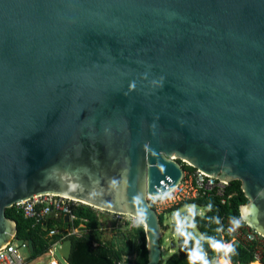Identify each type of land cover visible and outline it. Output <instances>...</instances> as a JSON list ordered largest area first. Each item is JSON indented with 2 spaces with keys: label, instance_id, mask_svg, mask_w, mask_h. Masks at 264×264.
<instances>
[{
  "label": "water",
  "instance_id": "95a60500",
  "mask_svg": "<svg viewBox=\"0 0 264 264\" xmlns=\"http://www.w3.org/2000/svg\"><path fill=\"white\" fill-rule=\"evenodd\" d=\"M179 160L240 180L264 237V0H0V248L5 209L54 194L136 218L146 262L112 264H158L147 197L180 183Z\"/></svg>",
  "mask_w": 264,
  "mask_h": 264
},
{
  "label": "trees",
  "instance_id": "16d2710c",
  "mask_svg": "<svg viewBox=\"0 0 264 264\" xmlns=\"http://www.w3.org/2000/svg\"><path fill=\"white\" fill-rule=\"evenodd\" d=\"M181 162L183 171H193L195 168ZM246 203V197L241 189L240 180L234 179L224 184L221 189L213 187L204 194L186 199L171 208L177 210L186 204H194L204 209L202 214L192 213V221L203 239L207 240L211 252L206 256L195 244V241L186 232L181 231L176 244L171 247L175 251L158 264H205L211 260L220 259V264H264V252L258 259L253 260L251 250L233 239L225 230L224 219L227 217L240 218L239 206ZM78 219L74 225L82 224V232L70 234V250L67 264H112L127 256L137 263L146 262L145 239L141 223L134 225L123 232H117L110 238L102 236L99 214L94 209L85 206L76 210ZM7 217L16 221V235L18 241L32 240L33 252L28 254V260L44 254L52 243V236L41 227L31 228L30 221L17 212L13 207L5 209ZM162 228V216L157 215ZM185 213L182 212V217ZM81 218H86L82 221ZM52 226V221H47ZM160 245V240H159ZM221 257L227 258V260Z\"/></svg>",
  "mask_w": 264,
  "mask_h": 264
},
{
  "label": "built area",
  "instance_id": "2783aa9c",
  "mask_svg": "<svg viewBox=\"0 0 264 264\" xmlns=\"http://www.w3.org/2000/svg\"><path fill=\"white\" fill-rule=\"evenodd\" d=\"M219 182L221 181L195 168L193 171H183L182 180L176 187L164 195L149 196L147 200L156 214L163 217L164 214L169 213V210L170 212L178 211L171 210V208L186 199L204 194L215 186L221 189L225 183L222 182L223 185L220 186ZM85 206L94 209L97 213L98 211H105L83 201L54 194L37 195L15 202L11 207L22 213L24 218L30 221L31 228L41 227L43 230H47V235L52 236L53 239L44 254L28 260L30 252L27 241H18L13 238L10 243L0 248V264H58L53 256L54 252L57 251L62 239L82 231L74 225V221L78 219L76 210ZM106 212L112 215L114 227L118 230L125 228V226L129 227L140 223L131 215ZM49 220L52 221L51 227L47 226ZM81 220L86 221V218H81ZM224 225L225 230L232 235L233 239L250 248L253 260H258L262 256L264 237L250 229L241 218L227 217L224 219ZM56 235H59L58 240L55 239ZM22 250H25V253Z\"/></svg>",
  "mask_w": 264,
  "mask_h": 264
},
{
  "label": "rangeland",
  "instance_id": "374dc122",
  "mask_svg": "<svg viewBox=\"0 0 264 264\" xmlns=\"http://www.w3.org/2000/svg\"><path fill=\"white\" fill-rule=\"evenodd\" d=\"M220 186L223 185L222 182H219ZM196 209L199 214H202L204 209L202 207L195 206L194 204H186L182 206L181 208L177 209L178 211L170 212L164 214L162 217V225L168 226L164 229L163 234L160 238V254L161 259H165L170 254H172L175 250L171 247L172 244H176V240H178V235L181 231L186 232L192 239L195 241V244L199 247V241L203 239L202 235L198 232L197 228L195 227L191 215L192 210ZM178 212V213H176ZM182 212L185 213V216L182 217ZM98 216L100 219V229L102 232V236L106 239L112 237L116 232L117 228L114 227V221L112 220V215L106 211H98ZM187 220L188 225L192 227L191 230H188L187 228L183 227V221ZM135 223V220H134ZM171 223H175V226H177V230L172 233L171 231ZM132 226H125V228L120 229V231H127ZM174 250V251H173ZM171 251V252H170ZM23 253H25V250H22ZM202 252V251H201ZM203 253V252H202ZM204 254V253H203ZM54 258L58 262V264H67L66 260L57 252H54ZM224 259L223 257H221ZM227 260V259H224ZM229 261V260H227ZM230 262V261H229ZM231 263V262H230ZM205 264H220V259L217 260H211Z\"/></svg>",
  "mask_w": 264,
  "mask_h": 264
},
{
  "label": "crops",
  "instance_id": "0c3cea01",
  "mask_svg": "<svg viewBox=\"0 0 264 264\" xmlns=\"http://www.w3.org/2000/svg\"><path fill=\"white\" fill-rule=\"evenodd\" d=\"M78 227L80 228V230H82V228H81V227H82V224H81V223L78 225ZM81 232H82V231H81ZM175 249H176V248H174V250H175ZM174 250H173V251H174ZM170 252H171V251H170ZM203 256H206V255L203 254ZM218 260H219V259H218ZM229 261H230V260H229ZM231 264H232V263H231Z\"/></svg>",
  "mask_w": 264,
  "mask_h": 264
},
{
  "label": "bare ground",
  "instance_id": "6f19581e",
  "mask_svg": "<svg viewBox=\"0 0 264 264\" xmlns=\"http://www.w3.org/2000/svg\"><path fill=\"white\" fill-rule=\"evenodd\" d=\"M223 182H224V181H223ZM255 261L259 262L258 260H255Z\"/></svg>",
  "mask_w": 264,
  "mask_h": 264
}]
</instances>
